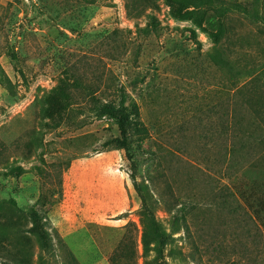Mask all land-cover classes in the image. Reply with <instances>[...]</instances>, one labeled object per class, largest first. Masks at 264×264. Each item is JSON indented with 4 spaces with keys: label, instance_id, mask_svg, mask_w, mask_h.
Here are the masks:
<instances>
[{
    "label": "rangeland",
    "instance_id": "rangeland-1",
    "mask_svg": "<svg viewBox=\"0 0 264 264\" xmlns=\"http://www.w3.org/2000/svg\"><path fill=\"white\" fill-rule=\"evenodd\" d=\"M119 88L147 134L98 117ZM248 118L264 0H0V264H197L182 215L200 264H264L261 147L227 151Z\"/></svg>",
    "mask_w": 264,
    "mask_h": 264
},
{
    "label": "trees",
    "instance_id": "trees-1",
    "mask_svg": "<svg viewBox=\"0 0 264 264\" xmlns=\"http://www.w3.org/2000/svg\"><path fill=\"white\" fill-rule=\"evenodd\" d=\"M116 93L118 98L116 101L104 103L98 108V117L112 118L117 123L121 133H125L126 129L130 128L135 136L140 137L147 134L139 120L140 114L138 105L134 102H128L127 94L122 88L116 89ZM243 122L242 119L236 123L234 122L233 134L228 140V145L230 146L227 151L228 154H231L238 149V152L247 163V166H252V160H255L254 157L257 154L258 147H261L259 154L260 158L264 157V134L258 136L254 133V130L252 129L253 123L250 118H248V121H246L245 124ZM230 195L231 197H235L233 192H230ZM237 204L238 208L244 212L243 207L238 202ZM244 214L245 216H248L245 212ZM177 224L179 228L178 230L184 234L185 243L188 244L193 251L192 256L190 255V259L192 262L197 260V264L202 263V257L205 256V247L197 239V230L195 231V229H193V225H190V222L186 219L185 215L181 216V219L177 221ZM152 229L155 230L156 236L158 237L157 244L159 248L157 249L161 252L168 244L166 233L162 231L160 232L156 225H153Z\"/></svg>",
    "mask_w": 264,
    "mask_h": 264
}]
</instances>
